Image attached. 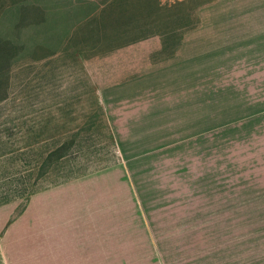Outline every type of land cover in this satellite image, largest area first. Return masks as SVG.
Segmentation results:
<instances>
[{
  "label": "rangeland",
  "instance_id": "rangeland-1",
  "mask_svg": "<svg viewBox=\"0 0 264 264\" xmlns=\"http://www.w3.org/2000/svg\"><path fill=\"white\" fill-rule=\"evenodd\" d=\"M103 1L2 0L0 204L62 184L70 168L116 165L125 183L112 174L105 191L115 264H264V0H162L179 4L155 18L146 0L120 17ZM117 20L170 34L152 62L189 36L182 116L107 114L97 94L113 67L106 51L128 37L100 26ZM177 79L165 69L152 82ZM60 146L64 157L44 164Z\"/></svg>",
  "mask_w": 264,
  "mask_h": 264
},
{
  "label": "crops",
  "instance_id": "crops-1",
  "mask_svg": "<svg viewBox=\"0 0 264 264\" xmlns=\"http://www.w3.org/2000/svg\"><path fill=\"white\" fill-rule=\"evenodd\" d=\"M110 1L104 0L99 10ZM2 9L7 8L0 0ZM168 35H154L107 52L111 56L105 60L113 67L107 70L106 83L97 94L108 115L121 116L120 122L130 121V116L183 115L187 105L177 104L174 98L182 80L177 72L180 53L188 48L189 36L181 38L178 55L151 61L165 52L167 41L162 37ZM165 69L174 70L179 83L153 85ZM176 109L180 113L172 114ZM112 174L125 183L115 165L0 205V264H115L114 220L105 193ZM106 200L110 205L99 208L98 203Z\"/></svg>",
  "mask_w": 264,
  "mask_h": 264
},
{
  "label": "trees",
  "instance_id": "trees-1",
  "mask_svg": "<svg viewBox=\"0 0 264 264\" xmlns=\"http://www.w3.org/2000/svg\"><path fill=\"white\" fill-rule=\"evenodd\" d=\"M130 0H111L108 3V6L106 8L110 9L111 14L113 13L112 11L114 10V7L119 8V13L117 14L118 17H120L121 15H124L125 11V6L127 5V3ZM143 0H135V2H140ZM148 3H150V7L147 10L146 13V17H151L153 16L154 18L156 17L157 13L160 12L161 10H165V11H171L174 7H176L179 3H164L162 4L160 2V0H146ZM82 4H90L88 2H80ZM118 12V11H117ZM96 14H91L90 17L93 18V20L95 19ZM100 15V14H99ZM102 29H104V27L106 28H112V30H117L119 33L127 36L128 38L123 41V42H115L113 44L110 45V47L108 48V50L106 52H109L111 50L129 45L131 43L137 42L139 40L154 36V35H164L161 33V31H159L156 27V25L154 23H151L150 21H143L141 23H137L136 25H132L131 23H126V22H122L120 20L117 21H113L112 23H109L107 26H100ZM8 50L7 44H3L0 45V51L1 52H6ZM3 99H0V101ZM63 147L60 146L58 148H56L54 151H52L51 153L48 154V156L46 157V159L44 160V164L46 165H50V163L52 162V160L56 159V161H60V159H62L64 157V154L62 153ZM91 171L90 170H84V171H80L78 169H73L70 168L69 170H67V174H63V179L61 183H65L67 181L85 176L87 174H89ZM60 184V183H59ZM58 185V184H56ZM35 192H38L37 190H23L21 193L13 196L10 199H6L2 204L8 203L13 199H17V198H24L27 197Z\"/></svg>",
  "mask_w": 264,
  "mask_h": 264
}]
</instances>
